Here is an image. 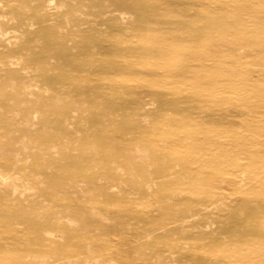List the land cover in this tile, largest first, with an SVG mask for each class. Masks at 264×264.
Returning <instances> with one entry per match:
<instances>
[{
    "label": "rangeland",
    "instance_id": "374dc122",
    "mask_svg": "<svg viewBox=\"0 0 264 264\" xmlns=\"http://www.w3.org/2000/svg\"><path fill=\"white\" fill-rule=\"evenodd\" d=\"M39 1L0 0V264H264V0Z\"/></svg>",
    "mask_w": 264,
    "mask_h": 264
},
{
    "label": "bare ground",
    "instance_id": "6f19581e",
    "mask_svg": "<svg viewBox=\"0 0 264 264\" xmlns=\"http://www.w3.org/2000/svg\"><path fill=\"white\" fill-rule=\"evenodd\" d=\"M38 1H39V0H38ZM40 1H41V0H40ZM40 1H39V5H40V4H43V2L40 3ZM55 1H56V0H55ZM66 1H67V0H66ZM71 1H72V0H71ZM73 1H74V0H73ZM77 1H78V0H77ZM77 1H76V4L78 3ZM53 2H54V0L51 1V2H48V5H52ZM59 2H60V1H59ZM74 2H75V1H74ZM34 3H35V2H34ZM37 3H38V2H37ZM49 3H50V4H49ZM64 3H65V2H64ZM64 3H63V4H64ZM44 4H45V3H44ZM44 4H43V8H44ZM54 4H55V3H54ZM63 4L60 3L61 7L65 8L64 6H62ZM76 4H75V5H76ZM78 4H79V3H78ZM80 4H81V3H80ZM80 4H79V5H80ZM71 5H72V4H71ZM71 5H70V6H71ZM79 5H78V6H79ZM107 5H108V4H107ZM122 5H123V4H122ZM41 6H42V5H40V8H41ZM68 6H69V4H68ZM78 6H77V8H78ZM36 7H37V6H36ZM36 7H35V8H36ZM45 7H47V4H46ZM55 7H56V6H55ZM57 7H58V5H57ZM35 8H34V9H35ZM37 8H38V7H37ZM67 8H68V7H67ZM90 8H91V7H90ZM45 9H46V8H45ZM65 9H66V8H65ZM36 10H37V9H36ZM43 10H44V9H43ZM55 10H56V9H55ZM59 10H60V8H59ZM127 10L130 11L131 9L128 7ZM77 11H78V9H77ZM79 11H80V9H79ZM116 11L118 12L117 9H116ZM37 12H38V11H37ZM117 12H116V13H117ZM58 13H59V11H58ZM58 13L56 14L57 16H58ZM66 15H68V13H67ZM66 15H63V16H65V19H68L69 17L66 18V17H67ZM68 16H69V15H68ZM59 17H61L60 14H59ZM59 17H58V18H59ZM79 18H80V17H79ZM79 18H78V19H79ZM59 19H60V18H59ZM62 20H63V18H62ZM68 20H69V19H68ZM69 21H70V20H69ZM61 22H62V21H61ZM80 22H81V21H80ZM66 23H67V21H66ZM69 24H70V23H69ZM83 24H84V22H83ZM75 25H76V24H75ZM80 25H81V24H79L78 27H79ZM73 28H74V27H73ZM67 29H68V27H67ZM69 29H70V28H69ZM1 33H3V32H1ZM7 33H8V32H7ZM7 33H5V34H7ZM5 34H4V35H5ZM10 37H11V36H10ZM13 39H14V37H13ZM6 42H7V41H6ZM50 81H51V80H50ZM53 82H55V81H53ZM41 99H42V98H41ZM41 99H40V100H41ZM42 100H43V99H42ZM84 100H85V99H84ZM45 101H47V100L45 99ZM45 101L43 100L42 103H44ZM62 101H63V100H62L61 96L56 95V97H54V99H52V101H50V103H52V106H54L55 108H56V105H59V107L57 108V109L59 110L60 107H61ZM86 101H87V99H86ZM81 105H85V104L82 103ZM84 107H86V106H84ZM84 107H83V108H84ZM113 111H114V110H113ZM83 115H84V114H83ZM87 116H88V115H87ZM87 116H86V117H87ZM89 117H90V116H89ZM33 119H34V118H33ZM93 119H94V117H93ZM25 120H26V119H25ZM35 120H36V119H35ZM25 122H26V121H25ZM28 122H29V121H28ZM28 122H27V123H28ZM25 124H26V123H25ZM83 124H84V123H83ZM99 126H100V125H99ZM97 127H98V126H97ZM100 127H101V126H100ZM103 130H104V129H103ZM55 132H56V134L59 133V136H60V133H63L64 131L60 129V130H57V131H55ZM71 132H72V131H71ZM104 132H105V131H104ZM53 133H54V132H53ZM53 133H50V135H52ZM74 133H76V131H75ZM105 133H106L105 136H102V135H101V136L99 137V135L96 134V130L94 131V133L91 131V135H92V136L95 137L94 134H96V135L98 136V137H97V136L95 137V138L98 139V142H97V143H98L97 149H100L99 147H101V149L103 148V147H102V143H104L105 139H108L107 142L109 141V139H110V141H111V139H112V140L115 142V139L113 138L112 135H110L109 133H107V131H106ZM111 134H113V133H111ZM64 135H65V134H64ZM66 135H67V134H66ZM76 135H77V134H76ZM78 135H79V133H78ZM91 135H89V133H84L82 137H83L84 140H86V139H88L89 136L91 137ZM23 136H24V135H23ZM54 136H55V135H54ZM59 136H56V137H59ZM24 137H25V136H24ZM50 137H53V135L50 136ZM50 137H48V138H50ZM79 139L82 140V138H79ZM110 141H109V142H110ZM116 141H117V140H116ZM77 142H78V141H77ZM90 142H91V145H92L93 143L96 144V143L93 142L92 140H91ZM92 142H93V143H92ZM114 142H113V143H114ZM118 142H119V141H118ZM78 143H80V141H79ZM88 143H89V142H87V146H88ZM105 143H106V142H105ZM111 143H112V142H111ZM113 143H112V144H113ZM119 143H120V142H119ZM121 143H122V142H121ZM121 143H120V146H121ZM253 143L264 146V141H263V142H253ZM83 144H84V143H83ZM94 144H93V145H94ZM112 144H110V145L115 147V146H117L118 143L116 142L115 145H114V144L112 145ZM234 144H235V143L229 144L231 149L234 147ZM37 145H38V144H37ZM37 145H36V146H37ZM91 145H90V147H91ZM110 145H109V146H110ZM106 146H108V143L106 144ZM106 146H105V147H106ZM111 146H110V147H111ZM124 146H125V145H124ZM218 146H219V145H218ZM93 147H94V146H92V149H93ZM95 147H96V146H95ZM118 147H119V145H118ZM118 147H117V148H118ZM121 147H123V145H122ZM127 147H130V146H127ZM106 148H107V147H106ZM115 148H116V147H115ZM220 148H222V146H220L219 149H220ZM50 149H51V148H50ZM53 149H54V148H52V150H53ZM109 149H110V148H109ZM109 149H108V150H109ZM238 149H239V150H238L239 154H238L237 156H239V155H243V154H246V153L248 152V151H247V147H246L245 145L240 146ZM42 150H44V149L42 148ZM42 150H41V151H42ZM45 150L49 151V147H46ZM54 150H55V149H54ZM74 150H75V149H74ZM90 150H91V149H90ZM104 150H105V148H104ZM104 150L102 149L101 152H103ZM106 150H107V149H106ZM106 150H105V151H106ZM111 150H112V148H111ZM120 150H122V148H121ZM124 150H125V149H124ZM127 150H131V149H127ZM105 151H104V152H105ZM99 152H100V151H99ZM121 152H122V151H121ZM91 153H92V152H91ZM227 153H228V152L222 151V154H223V155H226ZM39 154H40V153H39ZM83 154H84V153H83ZM85 157H86V156H85ZM4 159H5V158H4ZM5 160H6V159H5ZM72 161H74V160H72ZM111 161H113V160H111ZM115 162H116V161H115ZM12 163H14V162H12ZM4 165H5V164H4ZM4 182H5V181H4ZM148 187H149V186H148ZM150 189H151V188H150ZM78 193H79V192H78ZM258 207L260 208V212H261L262 214H264V205H261L260 203H259V205H256V206H255V205H249V207L246 206L244 209H245V211H250V210H251L252 215H250V216H253V215L256 213ZM243 211H244V210H243ZM244 214H247V212H245ZM254 216H255V215H254ZM246 217H247V215H246ZM247 218H249V217H247ZM260 220H261L262 222H264V218H263V217L258 219V222H257L258 226H257V228H256V230H255V232H254V234H251V233H250V234L246 235L245 238L243 237L244 239H246L245 242H249L251 239L262 240V242H264V225L259 223ZM228 226H229V225H228ZM234 226H235V225H234ZM230 228H231V227H230ZM221 231H222V229H221ZM242 231H243V230H242ZM244 233H245V232H244ZM244 233H243V234H244ZM247 233H248V232H247ZM45 234H46V233H45ZM42 235L45 236L44 233H43ZM51 235H52V234H51ZM225 235H226V234H225ZM46 236H48V235H46ZM52 236H53V235H52ZM52 236H50V237L52 238ZM48 238H49V237H48ZM15 239H16V238H15ZM18 240H19V239H18ZM18 240H17V241L15 240L16 243L19 242ZM52 240H54V239H52ZM20 243H21V242H20ZM20 243H19V244H20ZM260 244H261V243H260ZM232 245H233V244H232ZM232 247H233V246H232ZM257 248H258V247H257ZM258 250H259V249H258ZM44 256L46 257V255H44ZM44 256H43V257H44ZM50 256H51V255H50ZM45 257H44V258H45ZM62 259H63V258H62ZM35 260H36V259H35ZM37 260H38V259H37ZM63 260H64V259H63ZM39 261H42V260H39ZM42 262H43V261H42ZM65 262H66V261H65ZM39 263H40V262H39Z\"/></svg>",
    "mask_w": 264,
    "mask_h": 264
}]
</instances>
